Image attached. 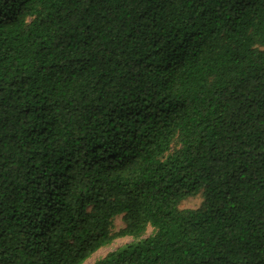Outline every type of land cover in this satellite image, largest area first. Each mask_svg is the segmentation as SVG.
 I'll return each mask as SVG.
<instances>
[{
    "label": "trees",
    "instance_id": "16d2710c",
    "mask_svg": "<svg viewBox=\"0 0 264 264\" xmlns=\"http://www.w3.org/2000/svg\"><path fill=\"white\" fill-rule=\"evenodd\" d=\"M114 237L93 264H264V0H0V264Z\"/></svg>",
    "mask_w": 264,
    "mask_h": 264
},
{
    "label": "rangeland",
    "instance_id": "374dc122",
    "mask_svg": "<svg viewBox=\"0 0 264 264\" xmlns=\"http://www.w3.org/2000/svg\"><path fill=\"white\" fill-rule=\"evenodd\" d=\"M202 202V195L198 194L194 197H190L182 201L178 208L179 210H195L200 207ZM124 227V223L122 220V216H118L114 218V220L111 223V227L109 229L110 235L114 236L116 235L122 228ZM152 229L150 227H147L145 232L143 233L142 238L147 237L151 234ZM133 239L129 237H124V238H118L114 237L113 241L111 244L108 246L99 249L97 252H95L88 260H86L83 264H93L94 262L100 260L103 258L106 254L113 252L120 246H123L125 244H128L132 242Z\"/></svg>",
    "mask_w": 264,
    "mask_h": 264
}]
</instances>
